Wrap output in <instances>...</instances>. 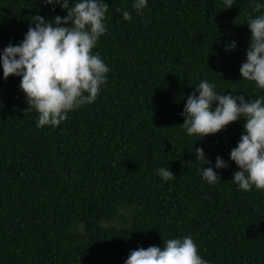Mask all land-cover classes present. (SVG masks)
Segmentation results:
<instances>
[{
    "label": "trees",
    "instance_id": "1",
    "mask_svg": "<svg viewBox=\"0 0 264 264\" xmlns=\"http://www.w3.org/2000/svg\"><path fill=\"white\" fill-rule=\"evenodd\" d=\"M102 2L107 31L92 53L109 68L106 83L58 126L37 128L21 77L4 80L0 65V264H125L132 250H163L185 236L207 264H264V190L232 181L244 119L203 139L181 126L202 81L218 94L264 97L239 71L247 22L264 15L253 11L264 0H233L230 9L224 0H147L140 12L134 0ZM35 15L50 21L67 11L0 0V54L23 41ZM217 157L228 167L217 169ZM209 166L220 177L212 184L202 178Z\"/></svg>",
    "mask_w": 264,
    "mask_h": 264
},
{
    "label": "clouds",
    "instance_id": "2",
    "mask_svg": "<svg viewBox=\"0 0 264 264\" xmlns=\"http://www.w3.org/2000/svg\"><path fill=\"white\" fill-rule=\"evenodd\" d=\"M43 2L61 5L67 15L63 18L57 15L50 21L35 15L32 20L35 26H29L23 41L16 46L9 44L0 54L3 79L21 77L19 87L29 106L26 111L34 109L38 113L37 128L58 126L67 120L68 112L95 102L109 71L99 54L92 53L107 31L104 19L108 4L102 0H79L69 7V0ZM224 5L230 9L233 0H224ZM146 6L147 0H134L132 5L137 12ZM262 8L264 4L256 3L253 11L259 13ZM131 18L128 11H123L124 20ZM247 25L251 40L240 75L255 82L258 89H264V15L249 19ZM235 47L236 42L232 41L226 50ZM214 87L202 81L195 88L199 95L187 97L181 126L189 136L203 139L243 118L245 134L230 152V160L239 169L232 181L245 192L253 186L264 190V97L246 101L243 95L218 94ZM195 152L197 159L206 160L202 148ZM215 167L227 168L228 164L217 157ZM157 171L166 181L175 176L169 168ZM202 178L209 184L220 179L211 166L202 168ZM163 244V250L149 246L130 251L125 264H207L191 236L169 239Z\"/></svg>",
    "mask_w": 264,
    "mask_h": 264
}]
</instances>
